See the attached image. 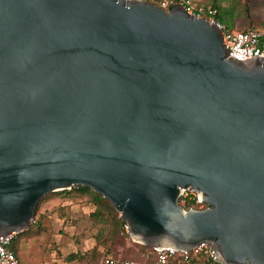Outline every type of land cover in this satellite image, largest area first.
<instances>
[{
    "label": "water",
    "instance_id": "95a60500",
    "mask_svg": "<svg viewBox=\"0 0 264 264\" xmlns=\"http://www.w3.org/2000/svg\"><path fill=\"white\" fill-rule=\"evenodd\" d=\"M74 187L138 244L264 264V58L182 6L0 0V240Z\"/></svg>",
    "mask_w": 264,
    "mask_h": 264
},
{
    "label": "trees",
    "instance_id": "16d2710c",
    "mask_svg": "<svg viewBox=\"0 0 264 264\" xmlns=\"http://www.w3.org/2000/svg\"><path fill=\"white\" fill-rule=\"evenodd\" d=\"M159 0H151L155 5H158ZM207 7L214 8L218 11L215 20L226 26L229 31L234 30L237 27V21L240 19H247L249 24H243L241 30L255 29L260 31L254 26V20L251 15L250 0H207L202 1ZM53 197H85L92 204L94 210L88 215V217L73 219L69 215L64 214L60 216L66 223L67 221L71 225H75V228L79 230V234L85 236V234L91 233L96 240V246L90 252L86 254L72 253L67 257L68 262L85 261L93 262V264H99L100 260L104 256L117 257L113 254V249L120 244L124 238H130L129 233L125 231L126 222L123 217L116 211L110 201L103 198L101 195L95 193L90 188L86 187H74L72 190L51 193L46 195L39 202L35 221L36 224H31L29 230L17 235L16 239L11 245V250L16 254L20 261L17 242L24 234L31 231L35 225H38L37 230L31 234V237L39 235L43 230L42 222L38 221V213L44 202ZM186 209L198 208L194 201H187L185 204ZM135 249L131 251V257L119 258L121 260H134L146 264L154 263L155 257L153 254V248L136 244ZM100 248H103L106 252L102 256Z\"/></svg>",
    "mask_w": 264,
    "mask_h": 264
},
{
    "label": "rangeland",
    "instance_id": "374dc122",
    "mask_svg": "<svg viewBox=\"0 0 264 264\" xmlns=\"http://www.w3.org/2000/svg\"><path fill=\"white\" fill-rule=\"evenodd\" d=\"M250 7L254 26L264 32V0H250ZM237 24L239 28H242L243 24L249 23L247 19H240ZM93 210L92 204L85 197H53L44 202L38 213V221L42 222L44 230L30 238L38 228V225H35L30 232L19 239L17 247L20 260L24 264H93L88 262V259L67 261V257L72 253L86 254L93 250L96 240L91 233L85 236L79 234L75 225L72 226L70 222L65 223L61 219L65 213L76 220L88 217ZM136 244L138 243L131 238H124L112 252L117 256L115 258H129ZM100 251L103 253L102 256L106 252L103 248H100Z\"/></svg>",
    "mask_w": 264,
    "mask_h": 264
},
{
    "label": "built area",
    "instance_id": "2783aa9c",
    "mask_svg": "<svg viewBox=\"0 0 264 264\" xmlns=\"http://www.w3.org/2000/svg\"><path fill=\"white\" fill-rule=\"evenodd\" d=\"M136 1V0H127ZM151 3V0H141ZM159 8L171 10L176 6H182L190 15L198 18H206L215 22L222 30L223 43L226 46L230 58L238 61H247L259 56L264 58V32L247 29L241 30L238 26L229 31L226 26L215 20L218 11L207 7L200 0H159ZM187 201H194L198 208L203 209L206 205L200 200L193 191L184 193L180 199V204L185 207ZM192 209V208H191ZM31 224H36L34 220ZM125 231L129 233V227L125 225ZM17 233L3 237L0 240V264H22L16 254L11 250V245L17 237ZM155 257L152 264H223L217 257L212 244L201 243L192 250H179L173 247L153 248ZM99 264H146L134 260H121L119 258L104 256Z\"/></svg>",
    "mask_w": 264,
    "mask_h": 264
},
{
    "label": "crops",
    "instance_id": "0c3cea01",
    "mask_svg": "<svg viewBox=\"0 0 264 264\" xmlns=\"http://www.w3.org/2000/svg\"><path fill=\"white\" fill-rule=\"evenodd\" d=\"M20 262H21L22 264H24L22 260H20Z\"/></svg>",
    "mask_w": 264,
    "mask_h": 264
}]
</instances>
